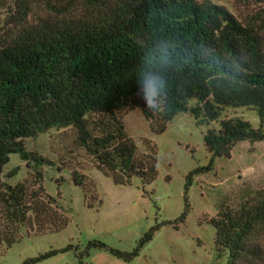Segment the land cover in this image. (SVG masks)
<instances>
[{"label":"trees","instance_id":"16d2710c","mask_svg":"<svg viewBox=\"0 0 264 264\" xmlns=\"http://www.w3.org/2000/svg\"><path fill=\"white\" fill-rule=\"evenodd\" d=\"M236 1L250 7L243 19L212 0H0V249L69 222L44 187L43 168L55 163L30 150V139L70 130L73 148L122 186L157 177L156 145L144 139L140 151L126 131L127 112L140 110L162 134L183 112L209 124L228 109H254L259 128L224 117L206 131L205 146L213 158H230L239 142L264 141V0ZM165 38L169 54L157 57L153 44L162 49ZM146 68L167 84L162 112L138 95ZM13 156L28 168L15 183L6 179L21 168L5 173ZM71 179L88 206L100 202L89 175L71 170ZM210 221L214 264H264V189L221 204Z\"/></svg>","mask_w":264,"mask_h":264},{"label":"rangeland","instance_id":"374dc122","mask_svg":"<svg viewBox=\"0 0 264 264\" xmlns=\"http://www.w3.org/2000/svg\"><path fill=\"white\" fill-rule=\"evenodd\" d=\"M212 1L239 19L250 11L236 0ZM232 116L260 127L257 111L242 107L228 109L209 124H199L189 112L180 113L162 134L152 132L140 110L125 113L126 131L140 151L144 139L156 145L157 177L148 185L137 177L126 186L115 184L94 168L84 151L73 148L70 130L60 137L54 130L30 139V150L55 163L43 168L44 187L69 222L59 232L24 235L0 249V264H214L211 218L221 204L236 206L264 189V141L239 142L230 158H213L205 146L208 128H219L224 117ZM16 166L21 168L19 174L6 179L11 183L27 175L28 168L18 156L12 157L5 173ZM71 170L93 179L99 203L87 205L81 187L72 182ZM150 231L152 238L141 244Z\"/></svg>","mask_w":264,"mask_h":264},{"label":"clouds","instance_id":"9594fccd","mask_svg":"<svg viewBox=\"0 0 264 264\" xmlns=\"http://www.w3.org/2000/svg\"><path fill=\"white\" fill-rule=\"evenodd\" d=\"M153 48L156 49V55H164L167 57L169 54V45L167 38L164 39L162 49L160 47V42L157 41L153 44ZM168 61L165 60V64ZM234 70L239 71L236 65H233ZM138 84V95L141 100L146 102L154 111L162 112L164 110V105L166 101V89L167 84L165 80L161 77L157 68H146L140 70Z\"/></svg>","mask_w":264,"mask_h":264}]
</instances>
